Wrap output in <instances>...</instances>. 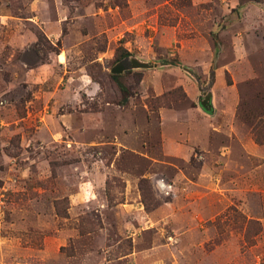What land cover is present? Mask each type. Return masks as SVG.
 <instances>
[{"label":"rangeland","instance_id":"rangeland-1","mask_svg":"<svg viewBox=\"0 0 264 264\" xmlns=\"http://www.w3.org/2000/svg\"><path fill=\"white\" fill-rule=\"evenodd\" d=\"M0 264H264V0H0Z\"/></svg>","mask_w":264,"mask_h":264},{"label":"water","instance_id":"water-1","mask_svg":"<svg viewBox=\"0 0 264 264\" xmlns=\"http://www.w3.org/2000/svg\"><path fill=\"white\" fill-rule=\"evenodd\" d=\"M151 64L149 63H145L142 61H139L136 58H124L121 61H119L118 63H116L112 68H111V72L112 73H121L124 69L129 68V67H147L150 66ZM155 65V64H154ZM207 100L208 97H206L201 104L203 106H206L207 104Z\"/></svg>","mask_w":264,"mask_h":264},{"label":"trees","instance_id":"trees-1","mask_svg":"<svg viewBox=\"0 0 264 264\" xmlns=\"http://www.w3.org/2000/svg\"><path fill=\"white\" fill-rule=\"evenodd\" d=\"M128 55V53H125V55L124 56H127Z\"/></svg>","mask_w":264,"mask_h":264}]
</instances>
